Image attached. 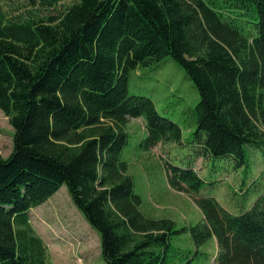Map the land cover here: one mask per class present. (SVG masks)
<instances>
[{"label":"trees","instance_id":"1","mask_svg":"<svg viewBox=\"0 0 264 264\" xmlns=\"http://www.w3.org/2000/svg\"><path fill=\"white\" fill-rule=\"evenodd\" d=\"M62 1L26 0L45 10ZM70 1L53 17L9 18L0 8V112L12 128L0 156V264H46L27 211L61 185L97 232L104 264H163L180 232L194 247L212 237L215 264H264V191L237 214L197 195L201 219L175 229L139 211L119 159L128 118L143 122L142 150L180 141L149 97L127 93L130 70L168 56L198 95L196 158L248 167L245 151L264 148V0ZM165 169L170 188L197 194L193 166Z\"/></svg>","mask_w":264,"mask_h":264},{"label":"rangeland","instance_id":"2","mask_svg":"<svg viewBox=\"0 0 264 264\" xmlns=\"http://www.w3.org/2000/svg\"><path fill=\"white\" fill-rule=\"evenodd\" d=\"M72 1H62L55 9L29 5L26 0H0L6 17L19 15L53 17ZM127 93L147 96L156 111L175 122L181 131L179 142L158 143L142 150L138 144L145 135L140 118H128L124 125L126 142L119 159L133 181V191L140 198L139 211L152 218H167L174 228L188 226L201 219L193 198L204 195L233 214L246 209L264 191V148L248 149V167H233L230 157L195 156L190 133L195 127L193 108L198 95L181 67L168 56L158 63L137 66L127 76ZM12 128L0 112V156L11 149ZM165 161L185 167L191 165L203 181L196 195L170 188ZM241 184V185H240ZM29 226L42 240L46 264H104L99 257L97 232L88 225L71 203L66 187L61 185L42 204L27 211ZM194 250L197 253H194ZM185 254V255H184ZM163 264H183L186 256L197 264H215V242L208 238L194 247L187 232L171 233L164 249Z\"/></svg>","mask_w":264,"mask_h":264}]
</instances>
